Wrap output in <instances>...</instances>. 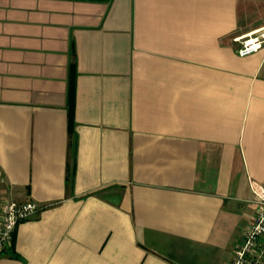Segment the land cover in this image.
Wrapping results in <instances>:
<instances>
[{
    "label": "crops",
    "instance_id": "crops-1",
    "mask_svg": "<svg viewBox=\"0 0 264 264\" xmlns=\"http://www.w3.org/2000/svg\"><path fill=\"white\" fill-rule=\"evenodd\" d=\"M264 0H0V264H226L264 185ZM72 107V112H71ZM72 114V116H71Z\"/></svg>",
    "mask_w": 264,
    "mask_h": 264
},
{
    "label": "built area",
    "instance_id": "built-area-1",
    "mask_svg": "<svg viewBox=\"0 0 264 264\" xmlns=\"http://www.w3.org/2000/svg\"><path fill=\"white\" fill-rule=\"evenodd\" d=\"M237 52L247 56L264 47V29L255 30L235 38ZM251 188L256 196V208L253 220L245 230L244 240L235 249V256L226 264H264V185L251 181ZM33 199L16 201L7 199L0 209V255L9 251L14 244L18 225L35 216L43 208Z\"/></svg>",
    "mask_w": 264,
    "mask_h": 264
},
{
    "label": "trees",
    "instance_id": "trees-1",
    "mask_svg": "<svg viewBox=\"0 0 264 264\" xmlns=\"http://www.w3.org/2000/svg\"><path fill=\"white\" fill-rule=\"evenodd\" d=\"M71 112H72V107H71ZM71 116H72V114H71ZM10 250H13L14 251V246Z\"/></svg>",
    "mask_w": 264,
    "mask_h": 264
}]
</instances>
